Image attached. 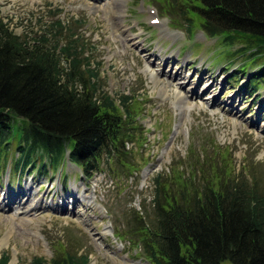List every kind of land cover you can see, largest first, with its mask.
I'll return each mask as SVG.
<instances>
[{"label": "rangeland", "instance_id": "obj_1", "mask_svg": "<svg viewBox=\"0 0 264 264\" xmlns=\"http://www.w3.org/2000/svg\"><path fill=\"white\" fill-rule=\"evenodd\" d=\"M163 1L0 0V20L17 34L26 30L31 35L55 18L79 20L73 29L97 65L99 84L113 95L134 97L132 115L141 127L134 137L140 146L130 160L134 165L148 160L140 175L121 171L115 177L104 163L105 172L80 179V169L65 158L60 167L67 175L66 188L59 180L60 167L44 177L25 168L31 172L20 180L33 182L37 199L21 197L22 205L10 199L7 205L13 208H0V255H9L8 264H29L34 256L49 260L55 247L68 242L90 253L89 264H149L135 256L139 245L132 249L113 232L127 227L133 218L129 210L143 212V199L151 205L154 174L174 168L189 177L198 159L224 172L238 173L251 164L264 170V84L256 92L246 86L255 67L244 74L238 68L243 60L229 67L225 58L231 47L201 30L197 17L187 31L183 23L196 0H187L189 6L184 0ZM153 16L160 18L158 25L151 24ZM9 168L0 166L1 204L5 192L17 189V174L10 169L9 175ZM39 197L44 206H52L32 209Z\"/></svg>", "mask_w": 264, "mask_h": 264}, {"label": "trees", "instance_id": "obj_2", "mask_svg": "<svg viewBox=\"0 0 264 264\" xmlns=\"http://www.w3.org/2000/svg\"><path fill=\"white\" fill-rule=\"evenodd\" d=\"M187 12L188 32L197 17L201 30L231 47L229 67L240 60L243 74L255 67L246 86L264 84V0H196ZM74 18H55L31 35L0 20V166L46 174L67 158L89 178L104 163L116 175L139 173L148 160H130L140 146L134 97L99 84ZM191 166L189 177L174 168L154 174L151 205L143 199V212L129 210L132 220L114 234L139 244L135 256L149 264H264V170L251 164L224 172L199 159ZM73 246L55 247L49 260L34 256L29 264H89L90 253ZM8 261L2 253L0 264Z\"/></svg>", "mask_w": 264, "mask_h": 264}, {"label": "bare ground", "instance_id": "obj_3", "mask_svg": "<svg viewBox=\"0 0 264 264\" xmlns=\"http://www.w3.org/2000/svg\"><path fill=\"white\" fill-rule=\"evenodd\" d=\"M148 61V60H147ZM181 75V73L180 72H178L177 73V77H179ZM205 76V75H204ZM207 76V75H206ZM179 80L177 81V83H178V85L180 86V87H183L184 85H185V82H182V80H180V78H178ZM200 79L202 80V79H204L202 76L200 77ZM212 85L213 84H211L209 87H206V89H210L211 87H212ZM179 88V87H178ZM181 91V90H180ZM193 92L194 93H196V94H198L199 95V93H200V91L198 90V91H196V90H193ZM187 96H188V94H186ZM177 96L180 98H185V96L182 94V96L180 95V92L178 91L177 92ZM208 97H213V98H210V99H212L214 102H215V100H216V98L214 97V95L212 96V94L211 95H208ZM29 195H31V194H29ZM15 201V200H14Z\"/></svg>", "mask_w": 264, "mask_h": 264}]
</instances>
